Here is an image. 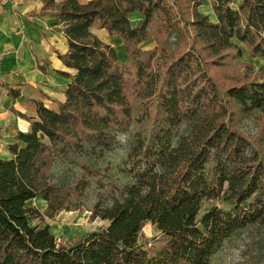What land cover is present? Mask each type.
<instances>
[{"label":"trees","instance_id":"trees-1","mask_svg":"<svg viewBox=\"0 0 264 264\" xmlns=\"http://www.w3.org/2000/svg\"><path fill=\"white\" fill-rule=\"evenodd\" d=\"M209 2L214 22L198 11L200 0H43L31 13L60 21L68 51L58 59L75 74L58 72L69 79L64 102L57 111L36 102L30 131L0 159V264H210L234 233L264 226V157L248 154L236 129L257 112L264 136V71L249 79L235 66L239 44L264 62V0H240L236 9L232 0ZM132 14L142 19L138 27ZM95 21L122 40L127 62L91 33ZM150 38L155 46L142 49ZM137 121L149 129L132 137L118 168L128 184L109 206L90 211L108 225L57 241L44 218L70 211L99 177L89 161L102 160ZM59 162L80 169L71 186L52 183ZM37 198L44 213L28 205ZM215 199L230 208L198 220L202 202ZM145 223L165 239L155 252L139 244Z\"/></svg>","mask_w":264,"mask_h":264},{"label":"rangeland","instance_id":"rangeland-1","mask_svg":"<svg viewBox=\"0 0 264 264\" xmlns=\"http://www.w3.org/2000/svg\"><path fill=\"white\" fill-rule=\"evenodd\" d=\"M201 5L198 11L207 15L210 21H215V16L211 9L209 0H200ZM240 0H232L231 8L236 9ZM94 31L101 42L111 46L120 60L127 62V56L123 49L122 40L117 36H110L104 29H100L98 24ZM103 32V33H102ZM155 46L152 38L142 43V49H151ZM242 55L235 62L240 74L249 79H261L264 71V62L259 58L251 57L245 47L239 44ZM261 116L253 112L248 116H243L237 123L236 129L248 141V154L257 152L264 157V136L260 133ZM149 129L146 121L135 122L125 131L116 136V143L111 152L102 160H90V164L99 172L98 178L90 179V186L84 191L79 201L72 199L69 206L70 211L60 212L53 220L44 218V224L48 225L50 232L61 243H73L84 234L105 228L108 223L100 219H92L90 211L92 207L99 203L103 207L109 206L114 199L119 197V192L123 186L128 184V180L119 173V166L125 161L132 137L135 134H144ZM184 129H182V133ZM0 153L3 151L0 144ZM81 175L78 167L67 163L59 162L52 170V183L56 186H71ZM41 213H44L46 204L37 198L28 202ZM78 206V209H74ZM211 208L228 210L230 205L221 199L204 200L198 213V220ZM33 226L34 222L29 221ZM163 235L150 223H145L139 233V244L146 250L155 252L164 243ZM210 264H264V226H251L234 233L227 238L212 256Z\"/></svg>","mask_w":264,"mask_h":264},{"label":"crops","instance_id":"crops-1","mask_svg":"<svg viewBox=\"0 0 264 264\" xmlns=\"http://www.w3.org/2000/svg\"><path fill=\"white\" fill-rule=\"evenodd\" d=\"M76 1L85 4L90 0ZM42 5L43 0H0V82L19 91V97L12 99L0 86V159H10L7 146L15 142L19 132L30 131V123L37 118L36 102L51 111H57L58 104L64 102L69 79L58 72L75 74L58 59L68 51L59 32L60 21L31 14H38ZM129 20L133 28L142 21L138 14L130 15ZM97 24L95 21L90 28L96 36Z\"/></svg>","mask_w":264,"mask_h":264}]
</instances>
